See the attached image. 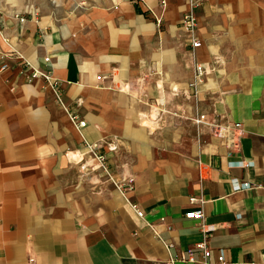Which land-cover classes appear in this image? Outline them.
Listing matches in <instances>:
<instances>
[{"label":"crops","instance_id":"1","mask_svg":"<svg viewBox=\"0 0 264 264\" xmlns=\"http://www.w3.org/2000/svg\"><path fill=\"white\" fill-rule=\"evenodd\" d=\"M187 8L0 0V264H203L200 222L185 216L199 207L216 227L211 264L220 251L224 264H264V0H201L195 53L180 24ZM213 53L224 73L194 96L193 55L209 65ZM32 69L51 79H29ZM71 111L85 119L81 131ZM175 111L240 122L239 145L207 131L197 142ZM83 138L101 142L111 173L131 177L133 190L123 195L83 166ZM241 159L253 165H230ZM232 177L252 186L234 191Z\"/></svg>","mask_w":264,"mask_h":264},{"label":"built area","instance_id":"2","mask_svg":"<svg viewBox=\"0 0 264 264\" xmlns=\"http://www.w3.org/2000/svg\"><path fill=\"white\" fill-rule=\"evenodd\" d=\"M201 0H188V8L184 12L182 18H181V26L186 31L192 53H195V50L201 46L200 40L196 37L195 31L197 28V16H196V8L200 5ZM23 21V19H22ZM193 60V76L192 80L189 82V87L192 90V95L196 96L198 92V88L201 85H207L208 89H214V84L212 81V75L214 74H221L224 60L222 59V56L218 53H213L212 60L209 63V65H206L202 62H199L196 60L195 55ZM45 60H48V58H45ZM42 76L47 81L51 79V72L50 71H39L37 69H32L29 79H33L35 77ZM173 93L176 95L179 94V89L177 87H173ZM59 101L60 97L57 95ZM62 104V102H61ZM160 112H168L163 108L164 101L162 99L155 100L152 103ZM151 104V105H152ZM150 105V106H151ZM174 114V113H172ZM175 116H181L185 119H188L191 121L193 126L196 129L197 133V142L201 141V135L204 131H207V133L212 138H216L219 140L221 145H225L226 147L230 148H236L239 145V139L241 137V134L243 132L242 124L240 122H222L219 120L216 116H209L205 112L195 111L191 115H180L175 111ZM69 118L73 125L76 127L78 131H81V128L85 126L86 121L85 119H81L79 115L75 111L69 112ZM160 116L157 118L154 117V120H158ZM83 146H84V154L86 156V164L83 165L87 169L91 171H97L100 170L102 173L106 175L108 180L113 183L115 188L122 193L123 195H126L129 191L133 190L135 187L133 179L130 177H123L119 180L115 179L114 175L111 173L105 156L101 152V142H91L87 139L83 138L82 140ZM110 149L115 148V144L112 143L110 146L108 145ZM230 165L237 166V167H250L253 165L252 161L247 160H238L236 162H230ZM199 166V173L200 177L203 178L206 174V165L202 162H198ZM230 183L232 185V189L234 191L240 190V189H246L251 187L250 182H240L237 178L232 177L230 179ZM129 203L131 209L137 214L139 218H143L142 211L137 207L136 204L131 203L128 198L126 199ZM196 201H199L200 203L202 200L200 198H197L195 195H192L189 197V202L194 203ZM185 216L187 218L196 219L200 222V230L202 232V238L195 244V249L198 250L201 257V262L203 264H211L209 262V256H210V247L208 244V236L215 230V225L213 224H207L204 223V213L202 211V208H196V209H190L185 213ZM193 252L191 250L188 251L187 258L192 259ZM224 257L222 251H220L218 260L215 264H224Z\"/></svg>","mask_w":264,"mask_h":264},{"label":"rangeland","instance_id":"3","mask_svg":"<svg viewBox=\"0 0 264 264\" xmlns=\"http://www.w3.org/2000/svg\"><path fill=\"white\" fill-rule=\"evenodd\" d=\"M224 73V71H222V74ZM220 74H214L212 75V81L215 83V81L218 79V77H220Z\"/></svg>","mask_w":264,"mask_h":264}]
</instances>
